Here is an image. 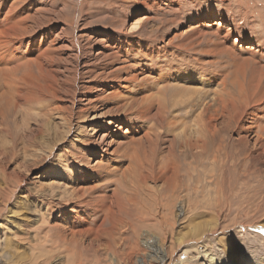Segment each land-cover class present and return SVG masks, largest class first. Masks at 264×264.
Wrapping results in <instances>:
<instances>
[{
	"label": "rangeland",
	"instance_id": "374dc122",
	"mask_svg": "<svg viewBox=\"0 0 264 264\" xmlns=\"http://www.w3.org/2000/svg\"><path fill=\"white\" fill-rule=\"evenodd\" d=\"M135 30L148 32L153 39L138 40L133 36ZM0 33V41L6 39L8 49L11 47L9 52L15 51L19 60L8 66L0 64V112L7 117V123L10 121L9 135L0 133V148L13 143L17 146L15 155L8 156L0 167V261L3 264H115L116 258L106 250L105 243L89 248L87 239L81 245L73 242L65 246L56 240L62 236L64 225L60 213L52 214L51 207L65 204L63 216L73 219L82 208V203H77L82 202L81 195L87 197L89 188L95 185L87 183L90 179L87 175L98 172L95 169L102 172L113 159L112 149L103 167L97 168L102 158L91 164L81 163L73 150L85 135H94L97 129L110 123L106 116L110 107L105 109L100 103H95L98 112L85 117L78 114L97 98L98 94L87 95L85 91L101 72L106 57L123 40L127 47L152 42L151 45L162 47L161 50L182 45L185 52L177 64L193 70L184 79L185 90L198 89L210 101L223 90L220 81L225 80L231 93L229 98L237 109L236 120L216 139L206 135L199 125L194 126L197 113L191 109L179 111L181 115L187 113L183 118L187 124L182 131H174L173 150L166 137L159 138V142L155 140L157 145H145L141 152L138 150L150 175L173 168L169 176L174 177L173 172L178 174L186 186L182 195L192 205L189 207L181 201L177 205L175 211L182 220L175 226L173 243L171 240L162 243L155 237L153 248L154 244L142 238L134 262L264 264V154L254 153L256 129L250 132L249 127L259 110L252 106L251 98L255 96L248 93L251 88L264 95V90L245 87L244 82L245 78L256 79L257 75L264 83V0H0ZM117 33L121 34L119 41L106 42V34L117 36ZM120 66L124 65H115L114 69ZM44 76L56 82L61 104L72 108L75 117L71 121L57 113L50 121L43 116L39 91L46 83ZM213 77L220 85H207L208 78ZM222 122L221 116L220 126ZM40 123L49 131L41 132ZM204 141L211 143L204 148ZM162 184L157 180L149 186L158 190ZM6 194L11 198L4 199L9 196ZM47 234L55 238V246L42 244L40 239ZM75 245L78 252L72 251ZM172 245L176 251L169 260L167 255ZM157 253L163 257L159 258Z\"/></svg>",
	"mask_w": 264,
	"mask_h": 264
},
{
	"label": "bare ground",
	"instance_id": "6f19581e",
	"mask_svg": "<svg viewBox=\"0 0 264 264\" xmlns=\"http://www.w3.org/2000/svg\"><path fill=\"white\" fill-rule=\"evenodd\" d=\"M152 32L151 34H153ZM147 33L143 30H139L138 32L135 30L133 36H137L136 38L138 40L142 39V41L144 40L148 42L153 39V37L151 38V35ZM130 34L132 35V33H129V35ZM120 35V33H117V36L106 34V42H111L112 39L119 41ZM4 40L3 42L0 41V64L8 66L12 62H15L16 60L18 62L19 60L17 59L18 56L15 51L9 52L11 47L8 49L9 43ZM23 41L24 40H22V43ZM151 44L147 43L146 45L144 42L139 46L129 44L130 47H127L126 41L123 40L114 47L116 50L111 55H106V62L102 64L101 72L94 76L85 91L87 92V95L94 93L98 94L96 96L97 98H94L93 101L89 102L87 110H83L80 114H78V116L85 117L98 112L99 107L95 103H100L101 107H104L105 109L110 107L106 116L111 120L106 128L97 129L94 135H85L79 146L73 150V155L79 159L81 163L90 164L92 161L102 158L103 162L98 163V166H96L97 168L103 167V164L106 162V156L112 149L113 159L107 162L102 172L95 169L98 172L90 176L87 175V178L92 179L93 177L92 180L87 179V183L89 181L90 183H95V185L92 186V188H89L90 190L87 189V197L84 198V195H81L83 196V199L81 200L82 202L77 203H82L80 204L82 208L73 219L69 220L63 216L66 209L65 204L51 207L52 214L55 215L56 212L60 213V222L62 223L61 225H64V227H61V231L63 233L61 234L62 236H58L56 240L58 239L63 246L73 242L76 243V245H78V243L81 245L84 239H87V241L90 242L88 246L89 248L97 246L96 244H107L108 246L106 250L111 251L110 253L116 258L115 264L117 262V264H136L133 259L136 254V250L140 251V247H142L139 246L142 238H145L154 244V246L152 245L153 248L155 247V237H158V240L162 243L170 240L173 243V236L175 233L174 230L176 228L175 226L179 223L180 218L182 220V216L180 217L175 211L177 209V205L180 201L188 203L187 205L189 207L192 205L190 203L191 200L188 199L186 195H182V192L186 190V186L179 180V177L177 176L178 174L175 175L172 170L174 177L169 176L170 170L173 168L170 166V169H166V171L161 172L162 170L160 171L159 167L158 169L160 172L156 171L157 174L153 173L150 175L149 172L145 171L146 168L138 156V150L140 151V148H144L145 145L154 146L156 144L155 140H158L159 138L162 139V137L168 138L170 141L168 145H170V149L173 150L175 141H173L174 131H180L183 129L185 124H187L183 119L187 113L181 115L179 114V111H182L183 113V111L188 112V109H191L192 112L197 113V125L194 124V126L199 125L200 129H204L206 135L213 139L215 136L223 134V132H225L223 130H226V127L229 128V125L233 120H236L237 116V109L235 110L233 104L234 101L229 98L231 93L227 90V83L225 80L223 82L220 81V84L223 86V90L221 92H217L218 94H215L210 101H206L207 97L203 96L197 88V90H191V88L188 91L185 90L186 83L184 79H187L189 76L187 74L188 72L193 74V70H187V68L182 64L178 65V62L182 57L181 53L185 52L183 46L175 44L176 46L174 45V47L168 46L161 50L160 48L162 47L155 48ZM172 47L173 52L170 49ZM185 49H187L186 45ZM104 53L105 52H102L101 55H104ZM130 63L132 64L129 65ZM186 64H188V62ZM115 65L124 66L114 69ZM215 70L218 71L219 69ZM125 75H128V77L125 78ZM257 77L258 76L256 75V79L252 77L249 79L245 78V87H254L259 90H264V83L261 80L262 78ZM1 78L3 77L1 76ZM43 78L46 83L42 86L40 85L41 87L39 91L41 93L39 103L41 104V109H43V116L46 118L49 117L50 119L48 121H50L57 113L58 115L64 116L66 121H71L75 117V113L71 107L69 108L64 106L61 104V100H58L57 93L59 91L57 92L58 89L56 82L47 79L46 76ZM5 79L7 78L5 77ZM9 80H6V83L10 84ZM191 80H193V77ZM207 82L205 83H207L208 86L215 84L217 86L219 84L215 77L208 78ZM236 84L237 83H235V85ZM20 85H17L16 87ZM59 86L58 88H60ZM260 92L261 91L249 88L248 93L255 96V98H251V100H253L251 102H254V105L252 106H254L253 108L259 110L258 115H253L252 123L249 127L251 129L249 131L253 132V130L256 129L254 133L257 137L255 141L257 144V150L254 153L259 152V155H263L264 95L258 94ZM191 93H194V95H190ZM230 106L234 109L230 108ZM247 109L248 108H246V110ZM221 116L223 118V122L220 126ZM0 118V133L8 132L9 135L10 121L8 120L9 122L7 123V117L2 114V112H0ZM241 119H243V117ZM158 127H160V129ZM40 130L43 133L49 131L44 124H41ZM203 140L206 139L203 138ZM208 143L204 141L202 147H208ZM195 146L196 145H193V147ZM16 147L17 146L13 143L11 146L0 148V167L5 165L8 156L15 155ZM179 149L181 148L179 147ZM145 150L146 149H144V152ZM144 152H142V154ZM148 152H150V150ZM145 154L146 153H144V155ZM149 154L152 155V153ZM167 159L169 160V157ZM158 162L160 163L159 160ZM162 162L163 161H161V163ZM166 168H169L167 167V164ZM151 169H153V167H151ZM151 172L153 171L151 170ZM157 180H159V182H163L162 186H164L158 190L151 189L149 186L150 183H157ZM7 191L4 192L7 193ZM147 197L148 200L145 199ZM6 198L10 199L11 195L6 196L4 199ZM183 198H185V200H183ZM73 206L77 207L75 203ZM189 207V210L192 209ZM56 240L49 234L40 239L42 244H50L51 246H55ZM76 245L72 249V251L74 250L73 252H78L79 247H76ZM67 251L68 253L72 252H70V250ZM175 251V245H172V250L167 255L169 260L174 258L173 254ZM158 257L161 258L163 256L158 254ZM0 264H3V262L0 261Z\"/></svg>",
	"mask_w": 264,
	"mask_h": 264
}]
</instances>
